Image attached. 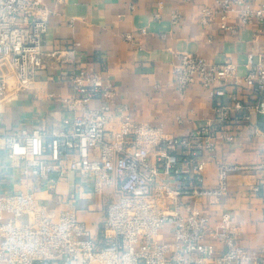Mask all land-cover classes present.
<instances>
[{"label": "built area", "instance_id": "obj_1", "mask_svg": "<svg viewBox=\"0 0 264 264\" xmlns=\"http://www.w3.org/2000/svg\"><path fill=\"white\" fill-rule=\"evenodd\" d=\"M49 13L43 0H0V105L29 87L49 59L74 61L79 42L43 50ZM180 15L172 10V22ZM217 15L224 29H234L233 16L243 24H264V1L214 0L202 8L205 24ZM125 36L131 39L133 33ZM176 55L173 70L181 90L196 80L211 89L216 112L212 124H250L264 134V45H251L244 71L231 58L217 61L191 51ZM68 78L71 92L61 98L70 113L61 124L11 128L3 135L2 150L10 166L38 186L54 185L58 177L52 173L64 175L68 154L75 153L68 165L93 176L95 193L116 184L118 195L107 202L99 233L93 235L72 209L56 212L33 191L0 192V264H264V248L238 240L230 210L215 218L197 205L199 195L226 194L231 167L219 165L218 183L209 186L200 154L213 153L220 138L233 140L235 131L211 124L167 136L160 126L126 113L115 101L113 81L101 70L79 67ZM241 84L250 95L227 90ZM97 98L103 101L96 104ZM115 109L122 125L107 136ZM257 114L262 125L253 118ZM187 193L193 198L185 200Z\"/></svg>", "mask_w": 264, "mask_h": 264}, {"label": "crops", "instance_id": "obj_2", "mask_svg": "<svg viewBox=\"0 0 264 264\" xmlns=\"http://www.w3.org/2000/svg\"><path fill=\"white\" fill-rule=\"evenodd\" d=\"M50 8L48 26L43 34V50L62 49L77 44L73 62L51 58L36 71L29 87L19 90L0 105V192L33 191L54 211L74 210L86 222L91 233L98 235L106 213L107 202L118 195L116 184L104 193L94 192L93 176L82 175L70 165L75 153L66 159L68 169L58 172L57 182L38 186L33 179L10 166L2 150L3 135L11 128L61 124L70 111L62 96L71 92L68 74L74 69L93 66L109 77L115 86V101L137 121L160 126L167 136L187 135L215 122V99L211 89L200 80L181 90L173 70L177 51L199 53L209 59L231 58L244 71L246 56L252 44L264 45V24H243L233 16L234 29H224L220 16L202 22V8L214 0H43ZM163 1L160 17L155 13ZM264 1V0H259ZM180 12L171 19L172 10ZM142 28L146 30L143 32ZM130 31L133 38L125 33ZM166 35L163 36L162 34ZM227 90L248 94L241 84ZM103 99L94 102L100 104ZM262 125L263 117L254 115ZM122 115L116 109L107 123V136L121 128ZM220 129L224 123H215ZM264 127V125H262ZM236 132L233 140L220 138L213 153L202 151L206 161L205 183H218L219 165L231 167L226 194L199 195L197 205L212 217L230 210L235 217L238 240L251 248H264V134L250 124L231 123ZM69 164V165H68ZM3 166V167H2ZM5 169V170H4ZM260 189L256 190L255 185ZM193 196L185 194L184 199ZM253 264V263H244Z\"/></svg>", "mask_w": 264, "mask_h": 264}]
</instances>
